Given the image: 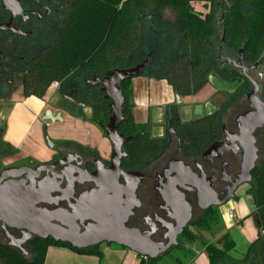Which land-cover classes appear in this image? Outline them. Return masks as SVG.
I'll return each instance as SVG.
<instances>
[{"label": "flooded vegetation", "instance_id": "1", "mask_svg": "<svg viewBox=\"0 0 264 264\" xmlns=\"http://www.w3.org/2000/svg\"><path fill=\"white\" fill-rule=\"evenodd\" d=\"M71 1L15 0L18 9L10 4L7 6L8 10L0 0V245L20 247L17 251L29 258L31 243L49 241V235H55L59 229L43 227L42 223H46L49 218L57 226H60L58 223H71V218L76 223L83 219V224L79 225L80 232L87 224H93V218L96 217L94 214H79L75 211L77 207L88 203L98 190L94 182L80 183L87 174H92L95 181L104 179L107 182L110 187L107 195L109 204H114L120 193L121 210L132 205L130 214L123 222L125 228L134 229L160 245L173 241L176 235L175 240L179 244L184 231L193 222V215L198 213L203 217L209 210L219 209L220 207H205L223 199L238 179L241 150L238 147L240 138L236 133L241 124L237 119L251 111L247 94L244 97L247 106L242 113L231 121L224 119L222 114L217 138L209 134L208 128L206 130L192 123L220 111L226 103L223 101L218 105L210 99L204 103L184 102V98H191L196 93L182 96L181 105L174 104V96V101L170 104L177 106L180 129L174 130L172 127L173 116L170 111L166 112V106L161 136H152L150 124H147L148 130H140L135 134L164 140L158 153L147 155L139 162L131 160L128 147L134 134L125 131L122 122L117 128V134L128 141L122 142L119 150L114 152L112 143L102 129L108 123L111 112L106 123L101 124L92 120V107L82 102L85 94L100 92L102 98L108 101L106 107L110 111L111 101L105 99L103 87L99 84L107 72L102 77L93 75L81 81L76 79L69 85L54 83L43 94H40L37 87L26 92L29 67L39 54L60 38ZM218 60L221 66L225 64L238 70L248 82L240 66L251 67L250 71H244L251 80L253 72L257 73L258 79H262V61L246 65L243 58H238L237 61L233 60L238 65L236 67L222 53ZM50 90L54 91L52 98H47ZM257 95L264 101L259 95V88ZM208 105L213 109L211 114L193 115L188 120L183 118L182 109L193 113ZM84 109L90 110L89 118L82 115ZM45 110H50L52 115L60 113L62 121L52 123L50 120H43ZM70 120L89 121L97 125L101 131L97 140L91 137L93 144H82L76 139L65 138L61 132L66 126L64 124ZM187 125L192 126L188 128ZM263 129L264 126L254 133L258 162L261 153L259 132ZM18 131L25 132H22L23 141L16 144L15 135ZM32 131L41 141L36 152H28L24 146V143L30 146L28 142L32 140ZM185 139L191 145L185 144ZM263 160L264 158L261 162ZM183 166L189 167L197 177H189ZM133 173L142 174L143 179L136 184L130 196L129 188L134 184L135 175H129ZM113 176H116L121 189L109 184ZM187 182L193 188L186 186ZM172 186L181 190L186 205L181 206L178 194L171 190ZM64 211L68 213L67 217ZM108 218H115L117 221L118 214H109ZM172 248L174 247L168 251Z\"/></svg>", "mask_w": 264, "mask_h": 264}, {"label": "trees", "instance_id": "2", "mask_svg": "<svg viewBox=\"0 0 264 264\" xmlns=\"http://www.w3.org/2000/svg\"><path fill=\"white\" fill-rule=\"evenodd\" d=\"M193 0H72L65 21V28L58 41L37 56L26 75V92L32 87L43 94L54 83L69 85L74 80L93 75L102 77L114 69L134 68L147 60L140 74L149 78L166 80L180 96H191L200 92L213 73L228 81L239 82V88L226 99V105L241 98L250 84L232 67L222 68L215 43L214 17L220 8L215 0H209V12L201 15L194 11ZM227 11L221 48L242 51L243 62L254 64L261 47L264 46V0H227ZM167 15L171 19H167ZM227 58L231 56L225 55ZM131 79L123 82L124 97L121 125L129 134H134L128 147L131 160L141 161L145 156L158 153L164 140L150 139L147 135H135L146 130L136 124L132 114ZM93 91L83 96L82 102L92 107V120L105 124L110 115L108 101L102 94ZM36 94V93H34ZM196 120L192 125L210 130L218 137L222 114L228 109ZM173 116L172 127L180 129L177 106L169 105L166 112ZM192 125H187L189 128ZM186 127V126H185ZM185 144L191 145L185 139ZM252 182L248 194L253 200L252 212L260 223L258 237L249 245L246 253L236 259L230 255L235 245L230 235L223 233L215 244H207L204 254L208 264H264V160L251 172ZM216 210V209H214ZM199 223H191L182 238L189 245L198 241L193 226L213 235L218 223H213L214 213L209 210ZM109 245V244H108ZM49 246L65 247L77 254L95 256L103 264V253L99 246L87 249H72L65 243L35 241L29 245L31 257L25 258L17 250L0 245V264H44ZM182 247L179 243L172 250ZM115 248H124L115 246ZM125 249V248H124ZM184 251V259L192 261L190 249ZM164 255L149 260L141 257L140 264H157ZM188 257V258H186ZM176 264H183L175 259Z\"/></svg>", "mask_w": 264, "mask_h": 264}, {"label": "water", "instance_id": "3", "mask_svg": "<svg viewBox=\"0 0 264 264\" xmlns=\"http://www.w3.org/2000/svg\"><path fill=\"white\" fill-rule=\"evenodd\" d=\"M4 8L8 9L7 6L10 4L13 5L16 9H18V4H16L15 0H1ZM239 59H242V51L239 53ZM234 66L238 67L237 63L232 61H228ZM147 66V60L130 69H115L107 72L105 78L99 82V84L103 87V92L105 93V99L110 100L111 103L109 105L111 116L108 119V123L102 126V129L105 131L106 137L112 143L113 151L117 152L120 148V145L124 141L120 135L117 134V128L120 123L124 120L123 116V104L124 97L122 95L121 85L123 82L132 79L134 77L140 76L143 70ZM242 70L243 76L247 78L251 84V90L246 95V99L249 102V107L251 111L246 112L245 114L238 117L237 121L241 124V126L237 129V135L240 138V142L238 144L239 149L241 150V162H240V170L238 179L233 183L229 193L225 195L223 199L216 203H209L205 208L208 207H222L227 204L230 200L233 199L236 190L244 184H250L252 182L251 172L256 167L258 162V148L256 147V139L254 137V133L258 129H262L264 126V101L260 100L258 97V85L256 82L251 80L244 71H250L251 67L245 68L244 66L239 67ZM175 96V105H181L182 96L178 95L174 92ZM43 120H50L52 123L58 121H62L60 117V113H56V115H52L50 110H45L44 115L42 116ZM115 168V167H114ZM187 173V175L191 178H196L197 175L193 173L189 167H182ZM134 177V184L129 188L130 196L135 190V186L138 182H141L143 179L142 174H130L129 176ZM92 174H87L86 178L80 180V183L83 182H94L98 187V190L94 192L93 200H89L88 203L81 205L75 209L79 214L88 212L94 214L96 216L93 218L94 223L87 224L82 232H80V224H83V219H79V222L76 223L73 218L70 219L71 223H58V225H54L51 223V218L46 220V223H42L44 228H59L55 233V235H49L51 240L54 243H65L72 249H87L90 247H95L101 245L103 243L109 245H117L124 247L142 258H146L149 260H153L166 253L171 247H176L178 244L175 240L176 235L173 238V241L167 243L166 245L155 244L151 242L147 236L141 235L138 231L134 229H127L124 227V221L127 216L130 214V207L121 210L119 205L120 202V193L117 194L116 200H114V204H109L107 202L108 195V185L104 179L94 180L92 178ZM116 189H121L116 182V176L112 177L111 182ZM186 186L192 187L193 185L189 182L185 184ZM181 188V187H180ZM183 188V187H182ZM173 192L177 193L179 196V202L181 206L186 205L183 201L182 192L178 190L175 186L171 187ZM97 198V199H95ZM108 203V204H107ZM34 205V204H33ZM31 205V207H33ZM111 207V208H110ZM33 209V208H32ZM118 214V220L108 218L109 214ZM65 217L68 215L66 211H64ZM41 224V223H39ZM258 224V231L260 228V223ZM54 229V228H53ZM180 233V232H179ZM261 235H264V231H260ZM11 249L20 250V247L8 245Z\"/></svg>", "mask_w": 264, "mask_h": 264}, {"label": "rangeland", "instance_id": "4", "mask_svg": "<svg viewBox=\"0 0 264 264\" xmlns=\"http://www.w3.org/2000/svg\"><path fill=\"white\" fill-rule=\"evenodd\" d=\"M195 2L199 3L202 9H194L195 12L201 14V15H205L206 12H209V0H195ZM216 4H219L220 8L217 10V13H215V17H214V28H215V43H216V48L217 51L220 50L223 52L222 55H226L227 56H231V60L237 61L239 58V54H237V50H231L228 49L227 47L225 48H221V44L223 41V29H224V23H225V17H226V11H227V0H215ZM207 14V13H206ZM167 19H171L170 15H167ZM220 49V50H219ZM258 61H262L261 64V69L260 72L262 73V79H258L257 73L253 72L251 73V77L252 79L257 83L258 88H259V95L264 99V46L263 48L261 47V50L259 52L258 55V59L256 62ZM255 62V63H256ZM253 65V64H252ZM229 66H224L222 69L226 70L225 68H227ZM230 69H232V67H230ZM237 73L239 72L238 70ZM240 74V73H239ZM140 77V79H142V76H138ZM138 77H134L130 80L131 82V88L134 89V94L135 95H139L142 90H146L147 84H141L142 80H138ZM208 83L207 86L204 90L201 91V93L199 94L198 98H194V99H188L186 102L187 103H204L207 100H211L214 101V103H217L218 105H221L222 102L224 101L226 102L227 97H229L230 95L234 94L235 91H237V89L240 87L239 82H235V81H228V80H224L222 78H220L218 75L211 73L208 76ZM152 88V87H151ZM251 90V85L250 88H247L246 93L244 94V96H242L241 98H238L236 101L234 102H229L228 105H226V107H228V111L226 113H224V119L231 121L235 116H237L238 114L242 113L247 106V103L244 99L245 95L247 93H249V91ZM54 91L50 90L47 95V98H52V93ZM51 96V97H50ZM133 105V103H132ZM201 113V111L199 112V114ZM82 115L85 118H89L90 116V110L89 109H84L82 111ZM66 126H64L63 131L61 132V135H63L65 138L68 139H76L78 141H81L82 143L84 142V140L86 139V137L90 138H94V140L98 138L99 133L101 132L100 129L98 128L97 125H95L92 122L86 121V122H82V121H76V120H70V122H66V124H64ZM146 130L149 129V126H145ZM263 138H264V129L263 131L259 132V140H260V147H261V153H260V160L258 162V165L261 162V159L264 158V143H263ZM32 142H28V144L30 145ZM25 149L29 152L31 150V147L26 145L24 143ZM250 186L249 185H244L238 188V190L236 191L234 197L232 200H230L229 202L234 203V205L237 207V220L240 221L243 219V217H245L242 221L244 222L246 219L252 217V212L254 211V204H253V200L251 198V196L249 194H247L246 192H248ZM229 205V204H228ZM227 208V204H225L224 206H222L220 209H216L213 210L214 213V222L213 223H218L217 226H215L214 228V232L213 235L207 233L204 230L198 231L196 227L193 226V232L195 234H197L198 237V241L193 244V245H189L188 243L185 242V240L181 237L179 243L182 244V247H179L174 249V250H170L169 255L163 256L160 258L159 262L157 264H176L175 263V259H179L181 260V262L183 264H188L190 261H188L187 259H184V251H188L187 249H190V256L192 257L191 259L195 260L196 257L198 258L199 254H201V252L204 253V247L207 244H215V242L217 241V239L221 236L220 234L225 230L224 228V213H225V209ZM242 217V218H241ZM241 218V219H240ZM203 220L201 214L195 213L193 215V219H192V223H199ZM240 225H238L237 227H239ZM241 227V226H240ZM239 233V231L237 230V228L233 229V231L231 232V236H233L236 243V248L230 253V255L236 259H240L241 256V251L243 250V246L244 244L239 240V237H237V234ZM220 235V236H219ZM243 242H244V238H243ZM107 246V245H105ZM113 247H115L116 245H111ZM264 249V241L263 244L260 247V250L262 251ZM27 251V250H26ZM188 258V257H186ZM109 260V259H108ZM146 260H144V264H145ZM200 262V259H199ZM104 264V261H103Z\"/></svg>", "mask_w": 264, "mask_h": 264}, {"label": "crops", "instance_id": "5", "mask_svg": "<svg viewBox=\"0 0 264 264\" xmlns=\"http://www.w3.org/2000/svg\"><path fill=\"white\" fill-rule=\"evenodd\" d=\"M191 5L195 9H202L201 7H203L201 6L202 3L200 5L199 3L195 2V0L191 2ZM141 78L142 79L138 77V80H142L139 82H141V84L143 85L147 84V86L144 85V87H146V90H142V92L139 95H135L134 89L132 88V98H131V102L133 103L132 114L137 124L140 125L150 124L151 125L150 132L152 136L159 137L163 133L164 107L173 103L174 91L166 80L149 78L145 76H142ZM206 86L202 90H204ZM201 91L191 98H184V102L187 104L186 101L188 99L198 98ZM200 111L201 113L199 114ZM212 112L213 109L209 105L204 107L203 109H198L196 111H193V113H191L189 110L182 109V115H184L183 118H185L186 120L190 119L193 115L196 116H201L202 114L209 115ZM65 118L67 117L65 116ZM22 132L25 131H18L16 133L15 135L16 144H19L21 143V141H23ZM30 137L32 139L31 140L32 143L30 144L31 150L32 151L34 150L36 152L40 148L41 141L37 137L34 131H32ZM88 142L93 144L94 141L93 139L91 140L90 137H86L84 142L81 143L88 144ZM230 209L231 210L233 209L235 217L232 222H228L225 219H223L225 230L220 235L227 232L230 235L232 241L234 242L236 248V243H235L236 239H234L233 236H231V232L233 231V229L237 228V230L239 231L237 237H239V240L244 244L243 246L244 248L241 251V256H243L246 253L249 245L258 237L257 219L256 216H252L246 219L244 222L242 220L245 217H243L242 220L238 221L236 217L237 207L232 202L227 203V208L225 209V213ZM238 225H240L241 227L240 226L237 227ZM243 238H244V242H243ZM99 250H101V252L103 253L104 264H140L141 261L140 256H138L136 253L128 249L115 248L111 245L103 243L99 246ZM44 264H99V262H98V258L95 256L77 254L65 247L49 246L46 250ZM188 264H208V260L206 255L203 252H201L198 258L196 257L195 260L190 261Z\"/></svg>", "mask_w": 264, "mask_h": 264}, {"label": "built area", "instance_id": "6", "mask_svg": "<svg viewBox=\"0 0 264 264\" xmlns=\"http://www.w3.org/2000/svg\"><path fill=\"white\" fill-rule=\"evenodd\" d=\"M235 215L233 212V209L228 210L226 213H224V219L228 222H232L234 219Z\"/></svg>", "mask_w": 264, "mask_h": 264}]
</instances>
